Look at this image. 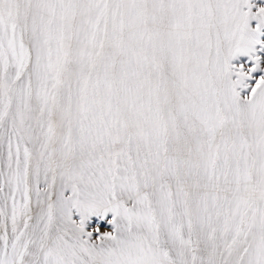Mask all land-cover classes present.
Returning a JSON list of instances; mask_svg holds the SVG:
<instances>
[{"label": "snow or ice", "instance_id": "obj_1", "mask_svg": "<svg viewBox=\"0 0 264 264\" xmlns=\"http://www.w3.org/2000/svg\"><path fill=\"white\" fill-rule=\"evenodd\" d=\"M0 264H264V0H0Z\"/></svg>", "mask_w": 264, "mask_h": 264}]
</instances>
